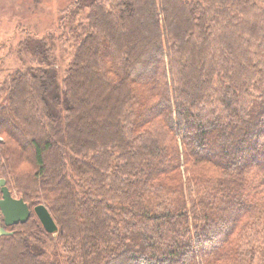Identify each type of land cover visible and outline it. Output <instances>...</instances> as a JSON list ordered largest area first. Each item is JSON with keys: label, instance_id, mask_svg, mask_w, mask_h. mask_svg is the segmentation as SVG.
Here are the masks:
<instances>
[{"label": "trees", "instance_id": "1", "mask_svg": "<svg viewBox=\"0 0 264 264\" xmlns=\"http://www.w3.org/2000/svg\"><path fill=\"white\" fill-rule=\"evenodd\" d=\"M83 3L0 84V264H264V0Z\"/></svg>", "mask_w": 264, "mask_h": 264}, {"label": "rangeland", "instance_id": "2", "mask_svg": "<svg viewBox=\"0 0 264 264\" xmlns=\"http://www.w3.org/2000/svg\"><path fill=\"white\" fill-rule=\"evenodd\" d=\"M87 12L83 0H0V84L35 61L28 48L39 39L51 46L61 82L74 51L75 39L69 30L81 21L85 24ZM28 39L27 47L22 46ZM14 195L18 197L16 192Z\"/></svg>", "mask_w": 264, "mask_h": 264}, {"label": "water", "instance_id": "3", "mask_svg": "<svg viewBox=\"0 0 264 264\" xmlns=\"http://www.w3.org/2000/svg\"><path fill=\"white\" fill-rule=\"evenodd\" d=\"M33 209L48 232L58 231V225L46 204L38 203ZM30 215V205L22 197L15 196L6 178L0 176V237L12 234L7 227L26 222Z\"/></svg>", "mask_w": 264, "mask_h": 264}]
</instances>
